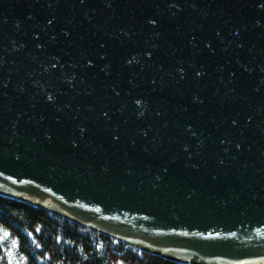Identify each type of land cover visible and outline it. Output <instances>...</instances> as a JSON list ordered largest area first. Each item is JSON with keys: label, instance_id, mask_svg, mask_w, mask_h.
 <instances>
[{"label": "water", "instance_id": "1", "mask_svg": "<svg viewBox=\"0 0 264 264\" xmlns=\"http://www.w3.org/2000/svg\"><path fill=\"white\" fill-rule=\"evenodd\" d=\"M0 195L264 264V0H0Z\"/></svg>", "mask_w": 264, "mask_h": 264}, {"label": "trees", "instance_id": "2", "mask_svg": "<svg viewBox=\"0 0 264 264\" xmlns=\"http://www.w3.org/2000/svg\"><path fill=\"white\" fill-rule=\"evenodd\" d=\"M0 231L25 264H194L144 251L44 208L0 195ZM0 264H9L0 245Z\"/></svg>", "mask_w": 264, "mask_h": 264}, {"label": "rangeland", "instance_id": "3", "mask_svg": "<svg viewBox=\"0 0 264 264\" xmlns=\"http://www.w3.org/2000/svg\"><path fill=\"white\" fill-rule=\"evenodd\" d=\"M0 245L6 253L9 264H25L24 258L18 252L16 240L10 238L5 231H0Z\"/></svg>", "mask_w": 264, "mask_h": 264}]
</instances>
